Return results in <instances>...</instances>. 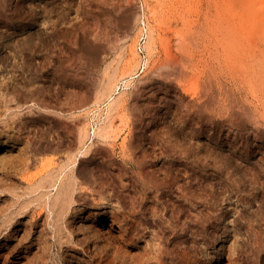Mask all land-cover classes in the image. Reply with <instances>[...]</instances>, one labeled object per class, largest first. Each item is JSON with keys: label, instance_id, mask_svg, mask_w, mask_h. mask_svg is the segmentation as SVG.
I'll return each mask as SVG.
<instances>
[{"label": "rangeland", "instance_id": "1", "mask_svg": "<svg viewBox=\"0 0 264 264\" xmlns=\"http://www.w3.org/2000/svg\"><path fill=\"white\" fill-rule=\"evenodd\" d=\"M0 162V264H264V0H0Z\"/></svg>", "mask_w": 264, "mask_h": 264}, {"label": "bare ground", "instance_id": "2", "mask_svg": "<svg viewBox=\"0 0 264 264\" xmlns=\"http://www.w3.org/2000/svg\"><path fill=\"white\" fill-rule=\"evenodd\" d=\"M8 147H13V144H8ZM23 159V158H22ZM22 159H20L21 160V162H20V165H22V166H25V165H28L29 164V162L28 161H26V160H22ZM6 160V159H5ZM1 163V162H0ZM4 163V162H3ZM5 163H7V162H5ZM1 167V166H0ZM28 167V166H27ZM24 208V207H23ZM22 210V209H21ZM103 224H102V226L101 227H103V226H105V224H107L106 222H102ZM108 226H109V224H107ZM209 264H211V263H209Z\"/></svg>", "mask_w": 264, "mask_h": 264}]
</instances>
